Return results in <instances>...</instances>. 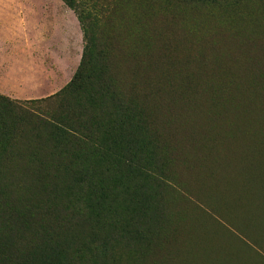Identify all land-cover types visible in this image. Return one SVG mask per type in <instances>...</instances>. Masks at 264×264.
Wrapping results in <instances>:
<instances>
[{
	"label": "rangeland",
	"instance_id": "374dc122",
	"mask_svg": "<svg viewBox=\"0 0 264 264\" xmlns=\"http://www.w3.org/2000/svg\"><path fill=\"white\" fill-rule=\"evenodd\" d=\"M59 1L72 10L64 0ZM55 2L0 1V39L21 35L22 9L31 33V27L43 20L44 5L56 14ZM93 6L98 9L99 22L90 30L88 22L80 21L72 10L77 17L76 37L83 38L77 70L86 47L92 54L103 50L121 94L130 98L137 128L125 139L124 146L130 150L114 163L88 156L73 172L61 168L53 172L52 180L34 183L28 176L20 180L31 162H14L17 177L10 187L14 223L9 240L15 261L161 264L169 251V229L180 219L215 235L249 264H264V223L195 179L203 159L181 158V120L176 110L184 101L175 98L199 96L213 114H232L229 100L241 89L239 79L221 70L217 85H211L206 74L204 84L198 85L193 73L185 70L179 52L211 42L212 31L204 22L219 18L235 28L247 15L264 14V0H94ZM61 17L54 19L56 34H62ZM19 60L13 53L8 63L16 69ZM255 75L254 85L264 78V71ZM193 111L197 112L196 105ZM204 141L200 151L214 146L213 139ZM29 151L22 148V152ZM1 175V182L7 183L6 174ZM26 205L29 209L25 211Z\"/></svg>",
	"mask_w": 264,
	"mask_h": 264
},
{
	"label": "trees",
	"instance_id": "16d2710c",
	"mask_svg": "<svg viewBox=\"0 0 264 264\" xmlns=\"http://www.w3.org/2000/svg\"><path fill=\"white\" fill-rule=\"evenodd\" d=\"M64 2L78 13L80 21L88 22L87 29L99 22L94 0ZM204 23L213 38L201 48L189 47L179 52L185 70L189 69L194 82L201 86L205 74L215 86L221 70L229 72L239 79L241 89L229 100L232 106L229 116L213 114L199 96L175 97L177 101H184L176 110L181 120L179 141L180 150L184 152L181 158L203 159L195 179L222 198L231 200L249 217L264 223V78L252 84L256 80L255 73L264 71V14L247 15L235 28L221 23L219 18ZM120 91L107 54L103 50L92 54L86 47L74 77L57 94L45 100L25 102L0 95V264H18L9 240L14 223L10 187L17 177L13 173L14 162L19 159L31 162L32 167L22 172L20 180L28 176L34 183L52 180L53 172L61 168L64 172H73L83 166L88 156L114 163L130 150L124 146L125 139L137 128L130 98ZM194 105L197 112L193 111ZM206 133L209 135H204ZM207 137L213 139L214 146L200 151ZM23 147L32 151L22 152ZM2 173L6 174L7 183L1 182ZM23 209L26 211L29 207L26 205ZM68 210L73 213L72 209ZM187 222L176 219L169 229V251L161 264H185L182 261L201 264L202 260L207 262L203 264H249L215 235ZM185 229L188 230L184 232ZM206 243L211 244L207 245L211 249L214 245V250H209ZM203 246L208 249L210 261L203 258L207 257ZM191 248H196L195 252ZM209 252L215 253V260Z\"/></svg>",
	"mask_w": 264,
	"mask_h": 264
},
{
	"label": "crops",
	"instance_id": "0c3cea01",
	"mask_svg": "<svg viewBox=\"0 0 264 264\" xmlns=\"http://www.w3.org/2000/svg\"><path fill=\"white\" fill-rule=\"evenodd\" d=\"M56 1L57 10L53 11L56 14L48 4L44 5L43 20L35 28L31 27V33L22 9L21 35L0 39L1 94L13 99H43L63 89L74 77L83 53V38L76 37V15ZM55 16L63 18L62 34L55 33ZM13 53L20 59L16 69L8 63Z\"/></svg>",
	"mask_w": 264,
	"mask_h": 264
},
{
	"label": "bare ground",
	"instance_id": "6f19581e",
	"mask_svg": "<svg viewBox=\"0 0 264 264\" xmlns=\"http://www.w3.org/2000/svg\"><path fill=\"white\" fill-rule=\"evenodd\" d=\"M183 226H184V224H183ZM185 226H186V225H185ZM186 227H187V226H186ZM186 227H185V228H186ZM187 230H188V229H185V231H184V230H182V231L186 232ZM182 231H180V232H182ZM182 233H183V232H182ZM179 234H181V233H179ZM183 235H184V233L182 234V236H183ZM182 236L180 235V238H181ZM184 236H185V235H184ZM182 238H183V237H182ZM185 239H187V238H185ZM207 240H208V241H212V240H209V239H207ZM207 240H206V241H207ZM202 242H204V241H202ZM200 244H201V245H204V244H202L201 242H200ZM211 244H213V242H211ZM211 244H210V243H209V244L206 243V246H207V245H210V246H211ZM190 246H191V245H190ZM197 246H198V245H197ZM197 246H196V248H197ZM206 246H203V247L206 249L205 251L202 250L203 248L201 249L202 251H201V250H200V251H201V252L204 251V254H205V252L207 251V252H206L207 254H205V255L207 256L206 258L203 257L204 255H202V257H203L204 259H206V261H207V259L209 260V258H208V257H209V256H208V249L210 250L211 248H210V246H209V247L207 246V247H208V249H207ZM212 246H213V248H212L211 250L213 251V250H214V245H212ZM198 247L201 248L200 245H199ZM215 247H216V246H215ZM189 248H190V247H189ZM193 248H194V246H193ZM193 248H191V249H193ZM196 248H195V250H196ZM191 249H190V250H191ZM193 250H194V249H193ZM195 250H194L193 252H195ZM186 251H187V250H186ZM197 251H199V250H197ZM197 251H196V252H197ZM200 251H199V252H200ZM186 253H187V252H186ZM188 253H189V252H188ZM191 253H192V252H191ZM209 253H213L212 255H214V256H212L211 258L215 257V253H214V252H209ZM194 254H195V253H194ZM183 255H184V254L182 253V256H183ZM187 255H189V254H187ZM200 255H201V253H200ZM170 256H173V254H171ZM170 256H169V257H170ZM185 256H186V255H185ZM189 256H190V255H189ZM189 256H188V257H189ZM195 256H199V255L196 254ZM210 256H211V254H210ZM169 257H168V259L171 258V257H170V258H169ZM193 257H194V256H193ZM181 258H182V257H180L179 259H181ZM184 258H185V257H184ZM184 258H183V260H184ZM189 258H190V257H189ZM189 258H188V260H190ZM191 258H192V257H191ZM200 258H201V257H200ZM174 259H175V258H174ZM186 259H187V257H186ZM172 260H173V259H172ZM201 260H202V259H201ZM201 260H200V261H201ZM212 260H215V259L213 258ZM212 260H211V262H212ZM216 260H217V259H216ZM165 261H166V259H165ZM173 261H174V260H173ZM196 261H199V258L196 259ZM209 261H210V260H209ZM209 261H208V262H209ZM170 262H172V261H170ZM182 262L186 264V262H184V261H182ZM194 262H195V260H194ZM202 262H205V261L202 260ZM202 262H201V264H203ZM217 262H218V261H217ZM180 263H181V262H180ZM192 263H193V262H192ZM192 263H191V264H192ZM205 263H207V262H205ZM213 263H214V262H213ZM168 264H169V263H168ZM189 264H190V262H189ZM195 264H198V262H197V263L195 262ZM211 264H212V263H211Z\"/></svg>",
	"mask_w": 264,
	"mask_h": 264
}]
</instances>
